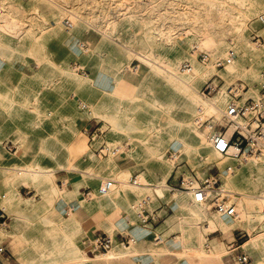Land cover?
Masks as SVG:
<instances>
[{"label":"rangeland","instance_id":"obj_1","mask_svg":"<svg viewBox=\"0 0 264 264\" xmlns=\"http://www.w3.org/2000/svg\"><path fill=\"white\" fill-rule=\"evenodd\" d=\"M190 1L192 2L189 0H0V36H10L12 68L17 62L19 64L18 71L26 73L28 95L30 94L25 104L18 103V101L16 104L12 102V105L16 107L13 111L16 113L15 120L22 127L19 134H14L15 140L19 144L16 153L10 156L5 155V159L7 163L11 162V165L31 163L38 159L41 163L52 167L51 171L55 172L53 174L55 175V185L61 189L60 196L56 200L44 198L43 194L39 192V188L30 186L25 179L18 176L14 169L19 167L10 165L6 169L8 174L5 185L10 186L11 197L13 189L15 190L14 187L17 185L23 199L32 198L29 209L32 218L28 223L24 220H16L13 213L5 211L6 215L10 217L8 224H11V227L17 225L18 239L35 237L37 241L42 242L51 240L48 235L53 228L44 222V218L55 215L59 221L65 220L67 212L70 213V218L74 217L71 214V209L75 210L76 206L70 203L72 201L69 196L78 193V190H80L77 194L78 199L85 201L91 209L95 208V203L99 200L108 202V198L101 199L96 193L89 199L87 193L92 189L97 190L106 179L113 180L114 174L111 170H102L111 157L115 159L119 168H133V180L137 175L144 173L150 181L154 182L150 184L164 181L166 186L172 180L176 179L177 181L183 177L196 178L203 183L212 175H219L220 182L217 186H221L223 190H232L224 187L223 177L227 172L225 168L221 169L218 163H224L225 167L229 165H233L234 168L236 165L245 167L251 163L250 160H253L251 157H248L249 162L222 155L217 157L212 143H210L207 152H192L190 156H186L182 144H174L167 148L165 152L166 164L161 171L157 172L154 171L151 160L148 161L145 150H142L141 158L140 156L132 157L129 155L132 149L129 138L119 135L113 137L114 124L109 117L86 118L85 121L77 119L76 130L65 128V125L71 123L77 113L84 112L80 107L82 104H93L102 114H107L115 112L119 107V102L132 109L137 107L140 118L148 119L146 126L157 127L154 120L150 119L149 111L153 110L152 101L155 98L165 99L169 95L167 77L172 71L170 58L175 55V51L179 47L171 49L175 45L174 42H188L189 45L188 50L181 53L176 52L177 66H179L178 76L195 75L194 71L190 74H182L180 70L186 63L192 65L190 62L192 58L200 66H213L220 71L225 69V57L214 55V53L209 54L207 48L212 42L214 43V29L219 32L227 31L226 44L231 49L236 47L237 40L227 27L231 19L229 17L218 19L214 16V8H210L206 4V0ZM209 10L211 11L209 12ZM132 14L136 17L135 25H132L128 20ZM257 15L246 22L245 35L253 45H256V49L261 50L264 49V27L255 23ZM67 19L74 24V29L71 31H68L64 25V21ZM52 32L58 33V38L63 39V42ZM148 32L156 35L157 48L160 47L149 52L152 54L150 59L154 64L153 68L161 73H154L153 77L146 78L150 72V66L134 57L135 51L139 52V49L128 47L127 43L131 39L144 43L148 38ZM254 35H257L261 41L258 42L259 38L254 39ZM167 36H170L173 41L169 43L165 39ZM86 37H90L91 40L87 41ZM81 43L86 45L84 51L79 46ZM199 43H203V48L198 47ZM202 53L208 54L207 62L202 61L200 57ZM64 63H68L80 78L93 76V82L80 84L79 80H65L60 70ZM77 67L86 70L87 75L78 72ZM262 71L264 72V68ZM38 74L43 76L40 85L33 80ZM228 81H230L228 77L217 73L196 85L197 94L203 100H210L219 95L221 89H226L228 104L220 108L217 115L210 114L203 117L192 135L209 140L212 132L210 126H216V129L219 130L226 125L223 114L234 100L233 93H237L236 96L241 94V103L250 98L258 99L264 95L263 79L254 84L256 93L250 92L251 85L244 79ZM139 84L148 97L138 99L136 90ZM209 84L214 89L206 90ZM241 85L246 87L245 91H234V88L240 89ZM108 90L111 92L114 90L115 95H110ZM33 93L36 97H31ZM85 125L92 126L93 130L103 127L102 129L107 131L104 139L98 138L96 141L89 142L88 137L82 135L81 132ZM186 139L190 144H197L193 142L191 136ZM116 141L117 143H115ZM106 144L110 147V151L106 150ZM78 145L82 147L80 154L77 151ZM102 150L104 151L101 154ZM173 154L177 155V159L171 158ZM261 158L264 159V156ZM60 162H69L72 165L70 168L72 171L62 169L65 167H62ZM89 165L94 167L88 168ZM6 166L8 165L6 164ZM89 174L94 177L89 178ZM62 179L65 180L62 182ZM71 183L75 189L70 185ZM117 185L115 183L114 187ZM68 187L70 191H74H68ZM0 192L5 194L4 191ZM162 192L163 194L159 195L155 190H143L137 196L131 195L132 201L127 205L128 209L113 210L114 220H119L124 211L130 213L149 206L153 208L157 205L156 195L164 201H170L169 190L164 188ZM135 200L139 201L138 204ZM234 201L236 204V200ZM110 205L112 204L107 205L106 203L104 207ZM172 207L176 215L181 214L176 205L173 204ZM262 207L256 201H246L247 210L262 218L260 221L251 223L249 227L239 228L243 229L250 238L262 233L261 228L264 225V218L261 214ZM210 213V218L201 219L189 212V218L191 221H204L198 226L203 231L204 223L209 222V229L205 230L203 234L197 232L200 240L204 241L203 245L201 244L203 257L224 259L226 257L224 244L212 242V250L208 251L206 248V236L217 230V228L211 227V217L214 215L215 219V216H221L226 221L236 219L220 215L215 209H210ZM79 223L81 224L80 221ZM182 229L184 233L179 238L178 244H182L184 237L187 236L186 230L187 232L191 231L190 228H186V225L182 226ZM84 236L83 230L77 235V240L81 241ZM249 236L243 241L249 239ZM56 239L62 240V233H57ZM37 247L38 244L28 246L27 249L17 254L22 259L35 258L40 262L41 258L37 253ZM247 253L251 256L257 255L255 260L252 258L251 264L256 262L264 264V249L259 248Z\"/></svg>","mask_w":264,"mask_h":264},{"label":"bare ground","instance_id":"obj_2","mask_svg":"<svg viewBox=\"0 0 264 264\" xmlns=\"http://www.w3.org/2000/svg\"><path fill=\"white\" fill-rule=\"evenodd\" d=\"M189 2L192 1L189 0ZM206 4L210 8H214V16L218 19H222L223 17H229V19H231L227 27L237 40L236 47L231 49L226 44L225 37L228 35L227 31L219 32L217 29H214V43L212 42L207 48L209 54L214 53V55L218 54L225 57V69L220 71L213 66L203 67L192 58L190 62H192L195 75L178 76L179 66H177L178 58L176 57V52L181 53L184 52V50H188L189 45L188 42H174L175 45L171 47V49L179 47L176 49L175 55H172L170 58V67L172 71H170V75L167 77L169 95L165 99L155 98L152 101L153 110L149 111V117L151 120H154V123L158 125L157 127H147L146 123L148 119L140 118L137 107L132 109L124 106L122 102H119V107L116 108L115 112L107 114H102L93 104L81 103L82 106L80 107L84 112L77 113V116L72 119L71 123L66 124L65 128L76 130L77 119L85 121L86 118H99L100 116L109 117L114 124L113 137L119 135L129 138L130 144L132 145L129 155L132 157L140 156L141 158L142 150H145L148 161L151 160L154 171L157 172L161 171L164 164H166L165 152L167 148L174 144H182V149L186 153V156H190L192 152H207L211 140L209 139V141L204 137L198 138L192 135V133L196 130V127L200 125L203 117L210 114L217 115L220 108L228 104V94L226 89H221L219 95L214 96L210 100H203L198 96L195 87L200 81L210 79L219 73L228 77L231 82L239 78L246 80L251 85L250 92L256 93L254 84L260 80L262 81L264 75L262 71L264 68V49H256V45H253L246 37L245 25L250 18L264 12V0H206ZM210 11L211 10H209V12ZM135 18L133 14L128 17L132 25L136 24L134 21ZM52 33L55 34L54 32ZM57 35L58 33L55 34V36ZM147 37L144 43L135 39H131L127 43L128 47L132 46L133 48L139 49V52L135 51L134 57L150 66V72L146 78L153 77L154 73H161L153 68L154 64L150 59L152 54L149 52L160 48H157L158 45L155 41L156 35L150 32ZM58 39L60 41L63 40L61 38ZM165 39L169 41V43L173 41L170 36H167ZM198 47L203 48V43H199ZM186 56L187 54L185 57ZM49 62L51 63V61ZM60 70L63 77H65L64 79L68 81L79 80L80 84H85L92 83L94 80L93 76L89 78L78 77L68 63H64ZM39 78L42 79L43 76H39ZM140 85L141 84H139L136 90V95L139 97L138 99L148 97ZM108 91L110 95H115L114 92ZM83 105L85 108H83ZM233 131L234 127H231L229 129V135ZM188 136H191L193 142L197 144L188 143L186 141ZM115 143H117V141ZM120 148L122 147L120 146ZM77 151H79V154L82 153V147H80V145L77 146ZM215 155L218 157L220 154L217 153ZM251 159H253L250 160L251 163L245 167L242 165H236L235 168L233 165L225 167L224 163H218L219 167L221 169L225 168L227 172L223 177L224 187L232 190L225 189L224 191L230 194V201L235 202L234 200H236L238 217L236 220L226 221L221 216H215L216 218L214 219L213 215V217H211L212 228H220L224 232H229L241 227H249L251 223L262 219L261 216L249 212L246 208V201L248 200L256 201L260 206L262 205L264 207V159ZM60 164L62 167H65L62 169L72 171V169H70L72 165L69 162H60ZM11 166L19 167L14 169L18 176L25 179L30 186L39 188V192L43 194L44 198H53L54 200L59 198L61 189L57 188L55 185V175H53L55 172L51 171V166L41 163L38 159H35L31 163L21 165L12 164ZM90 167L93 168L94 166L89 165L88 168ZM171 168L173 170V167ZM104 169L111 170L112 174H114L113 181L118 184L104 197L105 199H109L108 202L106 201L107 205L112 204L116 208H120L124 206V204L129 205L132 201L130 196L133 194L137 196L143 190H155L159 195L163 194L162 191H164L165 188L164 181L157 184H150L154 182L150 181L144 173H141L136 176L140 184H135L133 181L131 183V180H133V168H119L113 157L107 161L105 168H102V170L104 171ZM229 169L231 170L229 171ZM88 176L89 178L92 176L94 177L92 174ZM16 192L17 190L13 189L11 200L14 199ZM20 199L24 203L26 209H30L31 199ZM192 199L193 196L182 193H177L172 196V200L176 202L177 206L187 209L193 216L201 219L210 218L211 213L208 205L205 203H197ZM136 200L135 202L138 204L139 201ZM85 205L86 203L83 200H79V202L77 201L75 203L76 207ZM49 226L53 227L48 235L51 240L38 244L37 253L41 261L37 264H66L68 262L89 261L85 256V251L80 247V243L77 240V235L82 228L79 220L72 217L65 219L61 226H55L54 224H49ZM261 231L262 233L250 239L245 246L246 249H264V225ZM57 233H62V240L56 239ZM186 234L187 236L184 237L185 239L181 246L189 249L191 253L203 255L201 244L204 241L200 240L197 232L194 230L187 232L186 230ZM172 247L178 248V245ZM255 264L261 263L256 262Z\"/></svg>","mask_w":264,"mask_h":264},{"label":"crops","instance_id":"obj_3","mask_svg":"<svg viewBox=\"0 0 264 264\" xmlns=\"http://www.w3.org/2000/svg\"><path fill=\"white\" fill-rule=\"evenodd\" d=\"M86 38L87 41L91 40L90 37ZM79 46L83 51L84 48H86L84 43H81ZM11 53L10 36H0V164L2 165L0 168V191L5 192L4 195L0 192V214L2 216V219H0V247L4 249V252L0 255V264H37L39 263V261H36L37 259H22L17 253L27 249L28 246L37 245L43 242L40 240L37 241L35 237L31 239L24 237L23 240L18 239V234L16 232L17 225L11 227V224H8V219L10 217L5 213V211H10L13 213L12 215L16 220H24L27 223L31 221L32 218L30 210L26 209L24 203L20 199L22 197L19 194L17 185L14 187L17 190L14 200H11L10 186L8 184L5 185V179L7 182L8 174V170L6 169L11 165V162L7 163L5 155L10 156L16 153L19 144L15 140L14 134H19L18 132L22 127L19 126L15 120L16 113H13V111H15L16 107L12 105V102L16 104L18 101V103L25 104L28 97H30V94L28 95V80L25 78L26 73L18 71L19 64L17 62H15V66L12 68L10 60ZM77 70L84 75H87L88 73L86 70L81 69V67H77ZM39 76L41 75L38 74L33 78L34 82L38 83V85L41 83V78H39ZM33 94L31 97H36L35 93ZM24 108L25 105L23 106V109ZM87 126L88 125H85L81 132L82 135L88 137L89 142L96 141L98 138L104 139L107 131L103 130V127L93 130L92 126ZM91 135L96 137L92 139ZM9 144L13 145V151L11 152L6 149ZM6 164L8 166H6ZM64 180L65 179H62V182ZM107 180L111 179H106V181ZM175 184L176 182L172 180L165 186V188L169 190L170 201H164L156 195L157 205L153 208L150 206L145 208L146 212L151 216L149 223L146 225H143L140 222L136 211L130 213L124 211L119 220H114L115 216L113 215V210H126L128 209L127 204H124L122 208H116L113 205L104 207L106 201L99 200L95 203V208L93 209L87 204L85 206H78L75 210L72 208V216L81 222V231L84 230L85 233L83 239L81 241L78 239V241L80 247L85 251V256L89 261L84 260L82 262H70L66 264H238L237 257L241 254L248 255L251 262L252 258L255 260V257L257 256L256 254L251 256L247 253L253 252L254 250L245 248L251 238L248 234L246 235L244 233L243 229L239 228L227 233L220 228H217L216 231L206 236V248L208 251L212 250L214 242L225 245L226 257L224 259H206L203 255L191 253L189 249L178 244L179 238L184 233L182 226L186 225V228H190L191 230L203 234L205 230L209 229V222L204 223L203 231V229L198 226L203 224L204 221H191L188 210L177 206L176 202L171 199L172 195L182 193L192 196V194L176 190L174 188V186H176ZM70 185L74 188L72 183ZM101 186L95 191L92 189L90 194L94 195L96 193L99 198H104L103 196L98 195V190ZM68 191H70L69 187ZM79 191L80 190H78V193ZM78 193L69 196L70 201H72L70 202L71 204H75L79 201L77 197ZM87 197L91 199L90 196L87 195ZM173 204L179 208L181 214L176 215L172 207ZM207 205L210 209H215L211 204L207 203ZM110 207L113 209H108ZM69 218L70 213L67 212V218L64 217V219ZM44 222L48 226L49 224L61 226L64 223V220L62 219L59 221L55 215H51L50 217H45ZM103 234H107L114 239V247L109 251V254L107 253V255L95 254L92 252L91 242L96 237ZM248 236L249 239L243 241V239ZM125 238L131 241L130 245L122 244ZM176 245H178V248L172 247Z\"/></svg>","mask_w":264,"mask_h":264},{"label":"built area","instance_id":"obj_4","mask_svg":"<svg viewBox=\"0 0 264 264\" xmlns=\"http://www.w3.org/2000/svg\"><path fill=\"white\" fill-rule=\"evenodd\" d=\"M255 23L264 27V12L255 18ZM64 25L68 31L74 29V24L69 19L64 21ZM256 38L259 37L254 35V39ZM260 41L261 40L259 38L258 42ZM200 57L203 62H207L209 60L208 54L202 53L200 54ZM180 70L182 74H190L193 72V67L191 64L186 63ZM209 88L214 89L211 84L208 85L206 90ZM239 88L240 89L234 88V91L237 90V92H239L240 90L245 91L246 89V87L242 85ZM236 94L233 93L234 100L230 103L227 110L223 114L226 125L222 126L219 130L216 129V126H210L212 131L210 134L212 148L215 152L224 157L242 161H248V157L261 158L264 156V95L258 99L250 98L241 103V94H238L237 96ZM83 108H85L84 105ZM231 127H234V131L229 135V129ZM91 136L92 139L96 137L94 135ZM105 146L107 151L111 150L108 144ZM6 149L9 152L13 151V145L9 144ZM103 151L104 150L100 153L102 154ZM171 158L177 159V155L173 154ZM230 170L231 169H229V171ZM174 181L176 182V186H174V188L176 190L192 194L195 202L205 204L209 203L216 209L217 213L225 217L231 219H236L238 217L237 205L230 201L227 192L224 191L221 186H217L220 182L219 175H212V177L203 183L198 181L196 178L184 177L177 181L174 179ZM133 183L140 184L137 179L133 180ZM114 186L115 182L113 180L105 181L99 188L98 195L103 197L107 196L112 191ZM87 195L91 196L90 192L87 193ZM143 203L145 204L146 202L144 201ZM136 212L143 225L149 223L151 216L146 212L145 208L138 209ZM261 214L264 218V207ZM0 219H2L1 214ZM130 243L131 241L125 238L122 244L130 245ZM114 244V239L111 236L103 234L99 235L91 242V249L95 254L105 255L112 250ZM3 252L4 249L0 247V255ZM237 263L251 264V259L248 255L241 254L237 257Z\"/></svg>","mask_w":264,"mask_h":264}]
</instances>
